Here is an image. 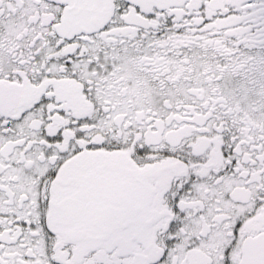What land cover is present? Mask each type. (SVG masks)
<instances>
[{"label": "snow or ice", "instance_id": "snow-or-ice-1", "mask_svg": "<svg viewBox=\"0 0 264 264\" xmlns=\"http://www.w3.org/2000/svg\"><path fill=\"white\" fill-rule=\"evenodd\" d=\"M0 264H264V0H0Z\"/></svg>", "mask_w": 264, "mask_h": 264}]
</instances>
